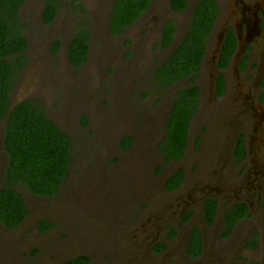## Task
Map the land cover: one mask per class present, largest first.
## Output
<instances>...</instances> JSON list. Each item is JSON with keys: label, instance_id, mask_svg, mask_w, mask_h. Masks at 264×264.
I'll return each mask as SVG.
<instances>
[{"label": "rangeland", "instance_id": "374dc122", "mask_svg": "<svg viewBox=\"0 0 264 264\" xmlns=\"http://www.w3.org/2000/svg\"><path fill=\"white\" fill-rule=\"evenodd\" d=\"M196 1L191 0L186 12L176 13L170 0H154L144 16L116 35L110 30L114 0H62L51 25L42 18L45 0H26L20 13L27 23L29 63L20 74L11 109L28 97L41 100L49 116L71 137L73 158L57 196L41 197L21 189L32 214L21 232L7 231L0 224V264H61L82 253L92 256V264H235L240 255L262 261L263 232L259 249L246 247L264 226L262 49L255 47L252 53L255 67L241 68L242 53L235 58L225 72L226 91L220 97L217 58L225 23L216 27L197 82L202 100L185 157L167 163L160 149L173 102L189 82L162 90L154 75L188 29ZM76 3L85 10H76ZM169 18L177 22L176 39L169 48L159 49L162 26ZM80 23L89 26L91 40L89 57L77 70L69 60L68 45ZM57 39L62 45L54 54L52 44ZM5 126L0 120V186L8 165ZM240 131L248 134L249 154L243 169L233 156ZM126 135L134 141L124 150L121 141ZM180 166L185 169V182L169 192L166 180ZM208 197L219 200L213 225L204 219ZM237 201L247 202L251 215L224 238L225 210ZM189 209L194 213L186 221ZM40 218L57 225L41 235L36 231ZM194 225L204 233L201 259L188 254ZM159 242H167L168 248L156 251ZM37 247L39 254L34 253Z\"/></svg>", "mask_w": 264, "mask_h": 264}, {"label": "trees", "instance_id": "16d2710c", "mask_svg": "<svg viewBox=\"0 0 264 264\" xmlns=\"http://www.w3.org/2000/svg\"><path fill=\"white\" fill-rule=\"evenodd\" d=\"M191 0H171L174 11L182 12ZM26 0H0V120L6 122L4 147L8 156L5 181L0 186V222L8 229H14L25 221L28 207L26 188L41 197H55L63 188L69 174L73 144L72 139L59 124L49 116L45 106L37 97H28L11 109L13 93L21 72L25 69L28 56L29 39L26 35L27 23L22 19L21 8ZM153 0H114L110 14V30L121 35L135 24L150 8ZM62 5V0H45L42 12L43 21L51 25ZM76 10L84 11L81 3ZM219 6L216 0H198L193 10L192 20L179 44L170 56L155 71L158 88L169 87L188 80L190 85L181 88L173 102L166 126L165 139L160 143L164 161H180L185 154L188 136L194 116L201 105V88L196 80L202 68L205 53L218 16ZM88 23V22H85ZM177 24L174 19L166 22L160 46L169 48L175 41ZM91 31L88 25L79 24L68 45V57L77 70L85 64L90 54ZM62 42L57 39L52 44L56 54ZM234 40L227 37L221 47L218 58L221 69L228 67ZM225 75L217 78L218 93L225 89ZM133 136L126 135L121 148L129 149ZM246 154L244 139L236 145L235 155L238 161ZM184 178V169L175 171L166 181L165 188L172 191L178 188ZM264 205V203H263ZM218 212V200L211 198L205 202L204 215L209 225L214 224ZM249 216L248 205L237 202L224 213L225 230L223 237L231 235L237 223ZM190 218L187 214L185 220ZM170 237L176 230L173 228ZM258 243L252 239L251 247ZM167 248L159 243L156 251ZM189 253L199 256L203 251L201 229L196 225L191 233ZM90 256L81 255L64 264H90Z\"/></svg>", "mask_w": 264, "mask_h": 264}, {"label": "flooded vegetation", "instance_id": "af4514ba", "mask_svg": "<svg viewBox=\"0 0 264 264\" xmlns=\"http://www.w3.org/2000/svg\"><path fill=\"white\" fill-rule=\"evenodd\" d=\"M198 1V0H197ZM197 1H196V3H197ZM217 1V3H218V6H219V11H218V16H217V19H216V22H215V25H214V29H213V32H212V34H211V37H210V40H211V38H212V36H213V34H214V31H215V29H216V27L218 28L219 26H220V24L221 23H225V35H224V39H223V42H222V45L224 44V42H225V40H226V38L227 37H230L232 40H234V46H233V51H232V54H231V57L229 58V64H228V67L227 68H224V69H221L220 67H219V63H218V58H219V55H218V58H217V65H218V68H219V70H220V72H219V74H218V76L220 75V74H224L225 75V79H226V81H225V89H224V91H223V93L222 94H220V93H218V88H217V94H218V96H220V97H222L223 95H224V93H225V91H226V85H227V77H226V74H225V72L227 71V69L230 67V65L232 64V63H234V60H235V58L236 57H239L240 55H241V53H242V60H241V63H240V65H241V68H243V69H245L248 65H250V66H252V67H255V65L257 66V64H256V62H252L251 60H252V53L254 52V50H255V47H259L260 49H262L261 50V54H263L264 55V0H227V1H223L222 2V0H216ZM153 3H154V0H153V2H152V4H151V6H150V8L152 7V5H153ZM196 3L194 4V7H193V10H194V8H195V6H196ZM190 4H191V1L189 2V4H188V7L186 8V10L185 11H182V12H178V11H174L173 9H172V7H171V9L174 11V12H176V13H184V12H186L187 10H188V8H189V6H190ZM170 5H171V0H170ZM150 8L148 9V11L150 10ZM228 11L227 12V14H226V16H225V14H224V11ZM147 11V12H148ZM59 12V11H58ZM146 12V13H147ZM145 13V14H146ZM145 14H143V16L145 15ZM58 15V14H57ZM192 16H193V14H192ZM169 19H174V18H169ZM169 19H167L166 21H165V23L163 24V26H162V31H163V28H164V26H165V24H166V22L167 21H169ZM175 20V19H174ZM192 20V19H191ZM175 22H176V20H175ZM191 22V21H190ZM176 24H177V22H176ZM187 31V30H186ZM177 32H178V28H177ZM177 32H176V35H177ZM176 35H175V39H176ZM184 36V35H183ZM161 38H162V35H161ZM161 38H160V41H161ZM183 38V37H182ZM210 40H209V43H208V46H209V44H210ZM181 41V40H180ZM175 42V41H174ZM174 42L172 43V45L174 44ZM160 42H158V47H159V49H162L161 48V46H160ZM179 44V43H178ZM241 44H244L243 46H241ZM171 45V46H172ZM222 45H221V47H222ZM29 49V48H28ZM207 50H208V47H207ZM207 50H206V53H205V57H206V55H207ZM220 51H221V49H220ZM172 53V52H171ZM170 53V54H171ZM26 54H27V56H28V62H27V65H28V63H29V55H28V50L26 51ZM219 54H220V52H219ZM261 56V60L262 59H264V57L262 58V55H260ZM169 57V56H168ZM167 57V58H168ZM205 57H204V60H205ZM166 58V59H167ZM165 59V60H166ZM164 60V61H165ZM204 60H203V63H204ZM163 61V62H164ZM162 62V63H163ZM161 63V64H162ZM27 65H26V67H27ZM203 65V64H202ZM25 67V68H26ZM159 67V66H158ZM157 67V68H158ZM202 69V68H201ZM201 72V71H200ZM200 75V74H199ZM218 76H217V78H218ZM154 77H155V75H154ZM155 79V78H154ZM199 79V78H198ZM198 79L196 80V83L198 82ZM186 81H188V80H186ZM189 82V81H188ZM179 83V82H178ZM261 85V90H262V92H261V94L259 95V99L262 101V102H264V76L262 77V80H261V83H260ZM189 85H190V82H189ZM188 85V86H189ZM197 85L199 86V84L197 83ZM216 86H217V80H216ZM187 87V86H186ZM200 87V86H199ZM201 88V87H200ZM201 100H202V90H201ZM201 106V105H200ZM199 110H200V108H199ZM199 112V111H198ZM198 114V113H197ZM196 116V115H195ZM194 116V117H195ZM192 123H193V120H192ZM192 123H191V127H190V131H191V129H192ZM205 130V128L203 129V131ZM190 131H189V136H188V143H187V146H186V149H185V154H186V152H187V148H188V145H189V140H190ZM166 135V134H165ZM241 137H243V139H244V144H245V151H246V154H245V157H244V159L243 160H241V161H238V159H237V157H236V155H235V150H236V145H237V142L239 141V139L241 138ZM202 138H203V136H202V133L201 134H199L198 136H197V138H196V147L197 148H200V144H201V141H202ZM165 139V138H164ZM163 139V140H164ZM185 154H184V157H185ZM248 154H249V151H248V134H247V132L246 131H240L239 132V135H238V137H237V139H236V143H235V147H234V151H233V156H234V161H235V163L237 164V165H239V167L241 168V169H243L244 168V166L246 165L245 163H246V161H247V159H248ZM183 157V158H184ZM182 158V159H183ZM181 159V160H182ZM180 160V161H181ZM8 164V163H7ZM182 166H180L179 168H181ZM178 168V169H179ZM183 169H184V167H182ZM177 169V170H178ZM176 170V171H177ZM168 179V178H167ZM167 181V180H166ZM184 182H185V169H184V178H183V182H182V184L178 187V188H176V189H174V190H172V191H169V192H174V191H177L178 189H180L182 186H183V184H184ZM167 190V189H166ZM168 191V190H167ZM60 193H61V191H60ZM59 193V194H60ZM48 198H53V197H48ZM211 198H214V199H217L216 197H208V198H206L205 199V201H204V206H205V202L208 200V199H211ZM218 200V199H217ZM237 202H244V203H246L247 205H248V209H249V217H250V215H251V212H250V206H249V204L247 203V202H245V201H237ZM237 202H235V203H237ZM235 203H233L232 205H234ZM263 203H264V188H263V200H262V205H263ZM26 204H27V207H28V216H27V218L25 219V221L23 222V223H21L19 226H17L16 228H14V229H8V228H6L1 222H0V224H1V226H2V228H4L5 230H19L20 232L22 231V229H23V227L25 226V224H26V222L28 223V221H29V219H30V217H31V212H30V209H29V206H28V203H27V200H26ZM232 205H230L229 207H231ZM263 208H264V205H263ZM218 209H219V200H218ZM190 213V218H191V216L193 215V213H194V211L192 210V209H189V210H187L186 211V216H187V214H189ZM218 213V212H217ZM248 217V216H247ZM247 217H245V218H247ZM186 218V217H185ZM189 218V219H190ZM188 219V220H189ZM204 219H205V215H204ZM188 220H186V221H188ZM241 221V220H240ZM239 221V222H240ZM205 222H206V220H205ZM238 222V223H239ZM215 223V222H214ZM237 223V224H238ZM206 224H208L207 222H206ZM56 222L55 221H53V220H49V219H47V218H40V220L38 221V223H37V225H36V231L39 233V234H41V235H43V234H46V233H48L49 231H51L52 229H54L55 227H56ZM209 225V224H208ZM213 225V224H212ZM196 225H194L193 227H192V229H191V232H190V236H189V244H190V238H191V233H192V230H193V228L195 227ZM237 226V225H236ZM200 227V226H199ZM236 228V227H235ZM173 229V228H172ZM171 229V230H172ZM200 229H201V227H200ZM224 230H225V223H224ZM224 230H223V232H224ZM235 230V229H234ZM234 230H233V232H234ZM233 232L231 233V235L233 234ZM262 232H263V234H264V226H263V228H262V231H259V232H256L247 242H246V247H247V249L248 250H250V251H254V250H257V249H259V240H260V236H261V234H262ZM201 233H202V237H203V251H202V254L201 255H199V256H192V255H190V253H189V251H188V254H189V256L191 257V258H193V259H201L202 258V256L204 255V251H205V244H204V233H203V231H202V229H201ZM176 235V234H175ZM175 235H174V237H175ZM231 235L230 236H228V237H224V238H229V237H231ZM222 236H223V233H222ZM252 239H255L256 241H257V243H258V245H257V247H251V246H249V243H250V241L252 240ZM159 243H165L166 245H167V248H168V246H169V244L167 243V242H159ZM158 243V244H159ZM158 244H156V246L158 245ZM189 244H188V250H189ZM155 246V247H156ZM166 248V249H167ZM166 249H164V250H166ZM164 250H162V251H164ZM40 251H41V248L40 247H37V248H35V251H34V253L35 252H37L38 254L40 253ZM160 252V251H159ZM13 253H15L14 252V250H12V252H10V254H9V258H10V255H12ZM27 254L28 255H31L32 254V252H27ZM81 255H87V256H90V259H91V261H90V264H92V256L91 255H89V254H86V253H82V254H77V255H73V256H71V257H68L67 259H65V260H63L62 262H61V264H64L66 261H68V260H70V259H73V258H76V257H78V256H81ZM33 257H35V256H33ZM11 259V258H10ZM10 259H9V261L8 262H10L11 263V261H10ZM13 264V263H12ZM235 264H264V257H263V259H262V261H257V260H254L253 258H249V257H245V256H239V258L237 259V261L235 262Z\"/></svg>", "mask_w": 264, "mask_h": 264}]
</instances>
